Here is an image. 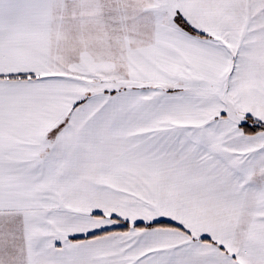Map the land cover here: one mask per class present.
<instances>
[{"label":"snow or ice","instance_id":"snow-or-ice-1","mask_svg":"<svg viewBox=\"0 0 264 264\" xmlns=\"http://www.w3.org/2000/svg\"><path fill=\"white\" fill-rule=\"evenodd\" d=\"M0 264H264V0H0Z\"/></svg>","mask_w":264,"mask_h":264}]
</instances>
